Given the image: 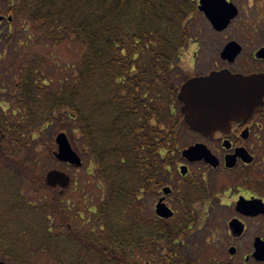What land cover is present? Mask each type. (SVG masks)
<instances>
[{
    "label": "trees",
    "instance_id": "16d2710c",
    "mask_svg": "<svg viewBox=\"0 0 264 264\" xmlns=\"http://www.w3.org/2000/svg\"><path fill=\"white\" fill-rule=\"evenodd\" d=\"M0 4L27 26L5 41L0 60L9 76L0 107V260L190 264L175 252L184 227L144 218L138 198L169 186L182 161L181 134L190 130L176 101L180 54L206 25L195 0ZM65 44L81 53L71 74L51 77V50ZM58 132L84 161L62 195L40 176Z\"/></svg>",
    "mask_w": 264,
    "mask_h": 264
},
{
    "label": "flooded vegetation",
    "instance_id": "af4514ba",
    "mask_svg": "<svg viewBox=\"0 0 264 264\" xmlns=\"http://www.w3.org/2000/svg\"><path fill=\"white\" fill-rule=\"evenodd\" d=\"M225 2L232 5L234 15L222 31L230 28L231 35L221 51L230 43L240 51L232 61H223L220 51L219 59L230 67L244 58L245 69L236 71L222 63L210 72L264 75V0ZM15 22L23 23L0 4V60L8 46L5 41L12 40L11 27ZM207 29L213 34L222 33ZM236 32L241 33V39L236 38ZM195 42L191 41L188 48ZM249 55H253L255 66L248 65ZM203 76L206 74L195 73L185 81ZM198 136L203 141L193 145H205L216 159L215 166L203 161H180L169 186L157 194L138 198L145 202L142 216L184 227L175 252L190 264H264V105L257 107L249 118L230 123L226 133ZM181 167L186 168L185 174L179 170ZM193 167L198 168L196 173ZM159 202L172 212L171 218L158 217Z\"/></svg>",
    "mask_w": 264,
    "mask_h": 264
},
{
    "label": "water",
    "instance_id": "95a60500",
    "mask_svg": "<svg viewBox=\"0 0 264 264\" xmlns=\"http://www.w3.org/2000/svg\"><path fill=\"white\" fill-rule=\"evenodd\" d=\"M198 10L204 13L212 28L218 32L228 26L234 15L232 5L225 0H200ZM239 51L234 43H230L221 52V58L232 61ZM263 98L264 75H233L228 70L190 79L182 84L177 94L184 123L203 137L216 132L226 133L230 123L249 118L257 107H262ZM54 141L57 149L53 156L57 161L76 168L81 166L79 156L64 133L57 134ZM181 157L190 163L203 161L213 166L216 164L215 157L202 144L186 148ZM181 172L185 174L186 168H181ZM44 181L48 188H60L61 192L70 185L69 176L57 170L46 172ZM156 214L165 219L173 215L161 202L156 207Z\"/></svg>",
    "mask_w": 264,
    "mask_h": 264
},
{
    "label": "rangeland",
    "instance_id": "374dc122",
    "mask_svg": "<svg viewBox=\"0 0 264 264\" xmlns=\"http://www.w3.org/2000/svg\"><path fill=\"white\" fill-rule=\"evenodd\" d=\"M198 0H195V3H197ZM200 21V20H199ZM203 24V22H202ZM201 25V24H200ZM22 27L26 28L27 26H23V23L21 22H15L14 25L11 27V31H15V29H21ZM197 26L195 25L192 28H196ZM201 29L200 34L196 35L194 39H192V42L195 40L197 42L193 43L192 47H187L183 48L180 54V62H179V69H180V75L178 76L179 81L183 82L187 76H192L195 73L197 74H208L210 71L219 68L222 66V63L226 65L227 68H233L236 71L239 69H245V63H244V58H241L239 61V64L237 66L231 65L229 67L228 64L225 62H222L219 59V53L223 47V45L230 40V35H231V30L228 28L226 31L220 33V34H213V32H209L207 28V24L203 26L198 27ZM236 38L241 39L242 35L240 32L235 33ZM244 38V37H243ZM22 42V40L20 41ZM249 51V50H248ZM10 52V51H9ZM9 52H7V56L9 55ZM53 57L51 58L52 64H50V75L51 77L55 76V78H59L62 75L65 76L66 74H71V68L72 64L80 55L81 49L77 46H73L72 44H65L62 45L58 48H55L51 50ZM11 53V52H10ZM194 54H197V57H194ZM4 55L1 57L3 58ZM253 55H249L248 57V65L255 66V61L252 58ZM9 57V56H8ZM243 65H240L242 64ZM71 65V67H70ZM247 65V64H246ZM6 70L5 65L0 63V107L5 108L6 105L4 103L5 97L2 93V90L6 87L5 82L9 78V76H5L4 72ZM193 70L195 73H193ZM56 134H54L51 138L53 146H54V137ZM181 139L184 147L180 149V152L187 148L188 146L193 145L194 143H200L203 141V138H201L198 135H195L194 133L190 131L183 132L181 134ZM42 147L38 148V151H41ZM55 150V146L53 151ZM44 165H43V171L41 172L40 176H44L45 172L55 169L62 171L66 174H68L71 177V180L76 178L77 176L82 174V167L79 170H75L70 168L69 166L59 164L56 162L54 159L52 160H47L44 158ZM184 163V161L182 160ZM197 167H193L192 170L196 173ZM180 170V169H179ZM181 171V170H180ZM92 172L90 165H89V173ZM72 196V195H71ZM65 199L69 197L68 196H63ZM204 217V216H202Z\"/></svg>",
    "mask_w": 264,
    "mask_h": 264
}]
</instances>
